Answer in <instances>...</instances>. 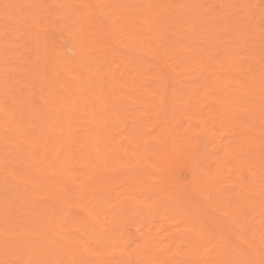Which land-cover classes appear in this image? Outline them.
<instances>
[{
	"label": "bare ground",
	"instance_id": "6f19581e",
	"mask_svg": "<svg viewBox=\"0 0 264 264\" xmlns=\"http://www.w3.org/2000/svg\"><path fill=\"white\" fill-rule=\"evenodd\" d=\"M0 264H264V0H0Z\"/></svg>",
	"mask_w": 264,
	"mask_h": 264
}]
</instances>
